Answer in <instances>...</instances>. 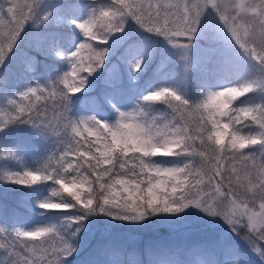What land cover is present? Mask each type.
<instances>
[{
  "label": "snow or ice",
  "instance_id": "obj_1",
  "mask_svg": "<svg viewBox=\"0 0 264 264\" xmlns=\"http://www.w3.org/2000/svg\"><path fill=\"white\" fill-rule=\"evenodd\" d=\"M74 8L79 15L66 11ZM209 21L224 54L207 71L233 67L235 83L215 90L205 84L191 98L182 82L150 85L138 98L124 99L126 80L138 79L147 66L127 30L163 38L192 69L187 58L194 42L207 37ZM55 23L63 31L45 37V78L30 69L23 87L8 91L3 69L22 33ZM118 34L132 53L124 61L131 69L126 79L120 72L105 77ZM101 77L103 88L93 94ZM18 125L31 126L33 149L45 141L54 146L36 167L0 171L5 197L11 186L26 189L17 208L9 209L6 199L0 205V264H68L92 218L101 216L133 226L151 218L173 228L195 222L215 233L208 245L214 258L202 264H264V0L61 6L0 0V157L6 160L29 151L28 144L12 143L10 131ZM170 157L180 159H161ZM48 182L54 186L42 196L35 186ZM33 202L46 210L41 216L56 214L60 222L17 227L3 218L27 217ZM241 236L243 243L235 238ZM95 252L110 258L103 264H120L116 241L99 240ZM159 254L158 264H181L171 251Z\"/></svg>",
  "mask_w": 264,
  "mask_h": 264
},
{
  "label": "rangeland",
  "instance_id": "obj_2",
  "mask_svg": "<svg viewBox=\"0 0 264 264\" xmlns=\"http://www.w3.org/2000/svg\"><path fill=\"white\" fill-rule=\"evenodd\" d=\"M48 0L50 5L61 6L69 4L80 3L81 0ZM25 2H31V0H18V3L23 4ZM152 3L173 4L177 0H151ZM69 15H79L81 9L74 8L67 10ZM206 30L208 35L206 38L200 37L194 42V47L190 52L187 60L190 61L194 67L191 69L187 66L186 61L178 56L176 50L163 38L151 36L150 34L143 33V30L129 29L127 31H133L131 41L136 44L135 51L138 54H144L147 56L146 69L142 67L138 79L131 82L126 80L125 98L136 99L141 94V90L148 91L150 85L166 86V84H176L182 82L183 90L191 97H199L201 94V88L206 84L208 87L219 89L231 83H235L238 77L237 71L230 66L220 65L216 71H207L217 65L218 61L223 56V44L219 40L214 30H211V21L206 24ZM27 35L22 33L23 39L18 40L13 47V53L11 59L7 62L8 67L3 69L8 77V91L13 88L23 87L25 81L24 77L28 74L30 69L36 68L35 78L44 79V65L50 63L45 61V57L42 54L41 49L46 46L45 37L50 32H62L63 27L59 26V23L45 26L39 25L27 29ZM77 39L81 38L78 31L76 32ZM116 41L115 51L111 55L110 63L106 60L108 69L110 71L105 72V77L113 75L117 72L123 73L125 79L131 72V69L124 63L125 59L131 56V50L129 49V41L123 40L119 34L113 38ZM67 47V42L65 43ZM74 46V45H73ZM151 65L148 68V65ZM43 66V67H40ZM62 68H67V64L63 63ZM146 71L147 74L141 72ZM136 75V73H133ZM103 79L101 77L96 81V87L93 89V94L100 92L103 88ZM43 82V81H42ZM198 84H202V87L195 91L193 87ZM193 86V87H192ZM78 95V93H77ZM252 95V94H250ZM258 98V97H257ZM131 106V105H129ZM157 108H164V105H157ZM105 110L109 113V116L114 118L110 105H107ZM162 110V109H161ZM103 119L104 117L101 116ZM31 126L19 125L14 126L10 131V137L13 144H28L29 151L21 152V159L19 161L6 160L0 157V171L3 170H18L20 166L26 165L29 167H36L38 162L46 151L51 150L54 146L52 143L45 141L44 145L39 149L32 148ZM29 131V137L25 132ZM243 134H247V130H244ZM169 160H179L180 158H161ZM131 177H129L130 179ZM54 185L51 182L44 183L35 186L36 191L41 193L42 196H47L51 193V187ZM4 185L0 183V190ZM21 188V187H18ZM12 189V188H11ZM13 194L10 193L9 199L13 200L16 205L10 207L17 208L22 197V193ZM8 194V193H7ZM0 192V205L5 203L6 197ZM121 195H125L121 191ZM58 199V198H57ZM33 211L23 219H18L13 215L4 216L3 218L9 225L32 227L38 223L60 222L61 217L56 214H46L41 216V212L46 210L40 209L34 202L32 204ZM23 212V209H19ZM256 211H259L257 208ZM191 220V218H189ZM100 220V223L98 222ZM227 226L225 225L224 228ZM224 228H218L216 231H223ZM215 233H210L207 230L201 228L198 223H191L188 228H173L167 223H162L159 227L156 222L149 220L148 222L133 226L122 221H114L108 217H96L92 218L88 224L84 233H82V243L78 248V251L72 256L68 257V264H91V261L98 260L103 264L109 257L98 255L95 252L97 242L101 239H111L118 242V260L120 264H158V261L162 259L159 250L171 251V259L180 261L181 264H202L204 261L213 259V255L208 247L209 242L213 238ZM235 236V234H232ZM194 237L193 241H190L187 247L183 237ZM162 238V239H160ZM240 243H243V238L235 237ZM239 239L241 241H239ZM160 241V243H157ZM0 242H3L0 240ZM94 244V250L88 251L86 247ZM184 250V251H183ZM123 253L121 254V252Z\"/></svg>",
  "mask_w": 264,
  "mask_h": 264
},
{
  "label": "trees",
  "instance_id": "obj_3",
  "mask_svg": "<svg viewBox=\"0 0 264 264\" xmlns=\"http://www.w3.org/2000/svg\"><path fill=\"white\" fill-rule=\"evenodd\" d=\"M73 0H71V1H69V2H72ZM60 26H62L61 24H59ZM151 67V65L149 64L148 65V68H150ZM142 74H147V72L146 71H142L141 72ZM193 87V86H192ZM202 87V84H198L196 87H193V89L195 90V91H198V89H200ZM124 99H126L125 97H124ZM19 126V125H18ZM26 134H24V135H26L27 137H29V131L28 130H26V132H25ZM18 187H21V188H18ZM11 188L12 189H14V190H9L7 193L8 194H6V203H7V205H10V204H13L14 202H12L13 200H10L9 199V197L10 196H8V195H10V193H14L15 191H18L17 193H22L23 191H26V189H24V187L23 186H20V185H14V186H11ZM10 192V193H9ZM4 197H5V195H3ZM5 201V200H4ZM151 221H153V222H156L157 223V226H161L162 225V223L163 222H160V221H158L156 218H151L150 219ZM98 222L100 223V220H98ZM194 238H195V236L194 237H190V236H187V237H183V240L185 241V246H184V248L185 247H187L189 244V242L190 241H193L194 240ZM157 243L158 242H156V244L155 245H157ZM94 244L92 243L90 246H87V248H86V250H87V252L88 251H93L94 250ZM156 251H158V252H160L161 250H158V248H157V250ZM184 251V250H183ZM123 253V251L121 252V254Z\"/></svg>",
  "mask_w": 264,
  "mask_h": 264
}]
</instances>
